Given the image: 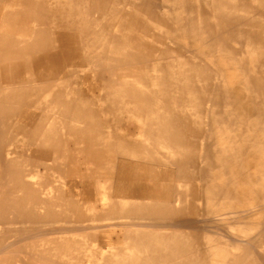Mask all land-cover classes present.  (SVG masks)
Returning <instances> with one entry per match:
<instances>
[{
    "label": "bare ground",
    "instance_id": "obj_1",
    "mask_svg": "<svg viewBox=\"0 0 264 264\" xmlns=\"http://www.w3.org/2000/svg\"><path fill=\"white\" fill-rule=\"evenodd\" d=\"M111 2L112 0H60L56 7L50 8L40 0H0V72L2 73L0 80L8 85L12 84L14 87L11 95L10 93L4 95V100L1 101L2 105L6 104L11 97L18 104H21L24 99V102H27L29 106L26 124L32 126L37 123L39 116L38 112L33 111V107L39 108L38 100L42 95H46L45 105L42 107L47 111V115L43 110L40 123L51 119V126L43 129V125L40 127L38 125V128L30 134V138L41 133L40 141L45 147L43 146L44 148L39 150L40 154L51 155L55 160H59L65 155L62 147L63 135H61L62 118L65 116L76 119L89 118L88 113H83L82 104L72 101L70 98L68 100L64 84L68 81L71 82L76 77L87 82L89 76L85 71L77 73L76 69L81 67L93 70L95 77L101 83L106 81V71L110 77L109 81L113 82L119 79V82L117 80L116 85H112L110 88L104 85V92L108 91L111 98L114 96L111 101L108 100L109 98L105 99V102L112 103V106L106 108L111 111V108L119 106L121 103L125 107H132L131 113L137 116L131 115V117L140 118L141 123L144 124L141 127L140 134L143 138L140 141L130 140V138H128L129 140L122 138L119 141L122 143L120 154L134 156L139 159L140 163L133 164L135 165L133 166L128 162L121 161L117 165L116 193L119 195L113 197L111 192L107 193L108 201L103 203L102 209L99 208L100 211L91 215L92 222L88 224L91 230L95 229V220L109 221L110 225L122 227L123 232L117 238L119 244L131 246L136 250L130 253L116 250L115 255L102 257L100 264H258L259 261H264V253L260 255L257 249L249 251L239 238L233 237V241L230 242L219 239L216 237L217 234L214 237L209 232L208 235L202 233L203 229L210 231L212 227H218L220 232L221 230L226 232L229 227H234V229H243L245 236L250 239L253 236L251 231L264 224V78H256L255 68L250 69L247 66L245 71L243 70L247 81L245 90L240 89V80L230 79V75L227 73L228 81H225L224 84L222 81L213 83L211 74L206 69L207 66L201 60L208 55L207 53L193 47L190 51L192 56L186 59L180 49L165 47L158 50L154 45H149L143 40L145 37H156V40H159L154 33L146 31L147 28L143 27L140 32L144 35L133 36L135 35L134 31H130L129 28L134 27H130L133 20L139 23V11L141 10L138 9L140 8L138 5L134 8L137 9L135 13L115 12L118 18L123 17V20L126 21L125 28L127 30L122 35L89 30L88 15L93 11H105L106 3ZM168 2L183 3L185 6L189 4L188 7L191 9V12H188L189 15L196 13L191 24L192 34L189 38L185 37L186 42L189 41L191 44V39L198 40L200 44L209 42L210 36H222L230 25L239 34L245 36V43L249 47L248 53L252 54L255 65L264 66V26L258 22L256 16H253L256 11L262 8L264 0H227L226 4L229 5L232 12L219 11L215 15H210L205 11L199 0H168ZM238 12H243V15ZM55 17L60 18V21L54 27L55 30L51 31L55 37L52 41L48 37V25ZM74 17L77 19H73ZM156 20L158 25H163L160 19ZM168 31L170 30L168 29ZM100 43H104L106 46L102 48L99 59L110 64L108 69L99 67L95 64L97 63L95 58L84 54L86 47L95 49V46ZM109 43L114 48L117 47L116 50H120V52L117 53L113 49L108 52L107 45ZM217 46L232 52L231 48L228 49L225 39L220 40ZM82 47H84L83 51ZM143 50H147L148 53ZM195 56L201 61L199 59L197 61ZM153 57L155 58L153 69L161 72V75L154 77L153 80L160 88L154 89L153 87L148 90L143 85L147 89L146 91L140 89L138 84L140 88L128 85L129 83L125 80L134 78V76H137L134 79L142 81V83L148 82L149 73L145 72L141 76L134 75L130 68L135 62L146 63L152 61ZM240 66L245 68V59L240 62ZM92 67L99 68V70ZM119 68H124L127 72L120 75L116 72ZM24 72L26 81L21 77ZM150 79L152 78L150 77ZM78 92L81 93L80 90ZM72 94L74 93L72 92ZM209 103L213 109L205 112ZM14 110H12V114ZM3 112L10 115L7 108H4ZM91 114L97 115L94 111ZM136 126L132 130L134 137V133L136 134L139 129ZM216 129L220 133L219 138L214 134ZM69 132L77 136L87 133L85 129L76 128H71ZM91 133L92 136L86 139L87 146L83 153H86L87 160L95 163L98 167L108 164V170L103 171L102 175L110 182V185L105 188L112 190V180L115 176L113 171L117 157L108 159L104 152L105 150L111 152L118 148L114 145L102 144L100 138L94 136L92 131ZM214 142L222 144L218 145ZM21 144L23 145V143ZM70 155L72 153H69ZM14 163L13 167L10 166L13 170L16 169ZM18 175L19 172L16 170L14 177L21 190H26L27 195L18 196L12 189V195L4 194L2 191L0 197V264L8 262L10 259L15 262L14 258L18 250H14L13 247L19 243L16 234L24 228L17 230L19 228L17 225L20 223L15 221L16 214H26V220L37 223L33 214L28 211L29 207L24 205L25 202H28V197L32 200L30 194L32 186L24 183L20 178L18 179ZM169 182L172 185H169ZM81 186L90 189L94 183L89 181L87 185L84 182V184L81 183ZM96 186L98 187V185ZM178 186L182 187V190L178 189ZM56 191L59 190L56 189ZM56 195L54 200H41L44 204H48V211L38 222L50 225L52 233L65 229L64 225H62L63 228H59L58 224L69 221V219H65L66 215L61 212L62 208L60 213L56 211L55 208L59 207ZM33 198L36 199L35 196ZM111 198L134 201L124 204L125 202L114 201ZM96 201H98L97 197ZM86 202L88 201L85 200ZM80 207L82 208L81 204ZM80 207L74 206L76 221L72 223L73 226L78 225L80 229H84L85 226L82 225L86 222L81 221H85V212ZM8 211H12V219L8 217ZM198 217H202L204 220L210 218L209 224L207 225L206 221V226H204L192 221V218ZM113 221L115 222L113 223ZM27 224L31 226V223ZM43 228L45 229L44 226ZM71 230L75 231L76 228H71ZM51 235L54 237L53 234ZM221 236L230 239L229 235ZM237 237H241L239 233ZM11 239L13 257L9 258L6 253L11 248ZM43 240L45 239L43 238ZM43 244L45 245V243ZM37 245L40 246V244ZM69 246L71 245L69 244ZM46 248L48 249V247ZM262 248L264 249V246ZM60 249V245L56 246L50 255L59 257L62 253ZM28 250L30 247L26 249V251ZM37 250L41 251L42 249ZM43 254L38 255L43 256L41 261L33 260V263H28L62 264L58 261L54 262V259L49 260L50 255L48 256L47 253L43 252Z\"/></svg>",
    "mask_w": 264,
    "mask_h": 264
},
{
    "label": "rangeland",
    "instance_id": "obj_2",
    "mask_svg": "<svg viewBox=\"0 0 264 264\" xmlns=\"http://www.w3.org/2000/svg\"><path fill=\"white\" fill-rule=\"evenodd\" d=\"M40 1H42L46 5V7L48 6L51 8V7H56V4H58V2L60 0H40ZM88 1H91V0H88ZM199 1H200V5L204 8L205 11L210 13V15H215L216 13H219V11L223 12V13L232 12V9L229 7V5L226 4L227 0H220L221 2L219 0H216V1L213 0L214 3L211 2L212 0H199ZM217 3L218 4L220 3L219 6ZM4 4H6V3H4ZM137 5L140 7L138 9L141 10V11H139V16H140L139 23H136L134 20L131 22L132 25L129 23V25H131L130 27L134 26L133 27L134 29L129 28V29H131L130 31H132V30L134 31L133 34H135V35H133V36H136V35L141 36L140 34L144 35L143 33L140 32L142 30L141 27H143V28H147L146 31H151V33H154L158 37V39H159L158 41L156 40V37H145L143 39L144 41L147 42V44L154 45V47H156L158 50H162L165 47H168L171 49H180L182 51V55L186 59H188L189 56H192L190 51L192 50L193 47L203 51V53H207L208 55L203 57V59H201V60H203L202 62L204 63V65L207 66L206 69L211 74V81L213 83L222 81V83L224 84L225 81H228L227 76H226V73H227L230 75L229 76L230 79L236 78L237 80H240V82H239L240 87H241L240 89L243 91L246 89V82L247 81H246V78L244 77V71H245L247 66L250 69L255 68L254 73L257 75L256 78H264V66L263 65L257 66L253 62L252 54L248 53L249 47H247V45L245 43V36L243 34H239L230 25L228 26L229 29H227L222 36H217V35L210 36L209 42L200 44L198 42V40H196V39H191L190 40L191 44L189 41L186 42L185 37L189 38L190 35L192 34L191 33V31L193 30L192 25H191L192 19H195V17H196L195 12L192 15L190 14L191 16L189 15V13L191 12L190 7H188L189 4L186 6L183 3H181V4H175L174 3L173 4V3L168 2V0H140V1H138V0H112L111 3H106L107 9L105 11H102V12L93 11L88 15V23H90V26H89L90 29L89 30L97 31L99 33H104V34L122 35L124 33V31L127 30V28H125V22L126 21L123 20L124 19L123 17L122 18L119 17L120 18L119 19L115 15V12L119 11L120 13H126V14L135 13L137 11V9H134V8L137 7ZM223 5L226 7H224ZM263 12H264V4H263L262 8H260L258 11H256L255 15H253V16L254 17L256 16V18L258 19V22L264 26V14H263ZM238 14L243 15V12H241V13L238 12ZM157 18L163 22V25H161V24L158 25V22L156 20ZM73 19H77V18L74 17ZM67 20H70V19H67ZM59 21H60V18L55 17V18L51 19V23L48 25L49 26L48 37L52 41H54L55 37L51 34V31L55 30L54 27H56L58 25ZM42 26L44 27V25H42ZM51 27H52V29H51ZM167 28L170 31H168ZM136 29H137V31H136ZM214 33H216V32H214ZM224 35H226V37H224ZM235 35H236V37H235ZM223 39H225L228 49L229 48L232 49V52L230 50L227 51V50H224L225 48L222 49L220 46H217V45H219V41L223 40ZM103 44L104 43H100V44L96 45L95 49L94 48L88 49L86 47L84 54L86 56H90L92 58H95L97 60V63H95V64L98 65L99 67H104V68L108 69L110 64L105 60L101 61L99 59V56L101 55L102 48L106 46V44H104V45ZM172 44H174V45H172ZM112 49L114 51L118 48L117 47L114 48L112 46V44L109 43V45H107V51L109 52V50H112ZM83 50H84V47H82V51ZM116 51H117V53L120 52V50H116ZM94 52H95V54H94ZM143 52L148 53L147 50L146 51L143 50ZM115 56H117V55H115ZM195 58L198 61L199 58L196 56H195ZM243 59L246 60L245 68H242L240 66V62ZM153 64H155V58L154 57L152 58V61H148L146 63H142L140 61L135 62L134 64H132V68H130L132 74H134V75H140L141 76L145 72L149 73L147 76L148 82L142 83V81H138V80L134 79L137 76H134V78L126 79L125 82L129 83L128 85L134 86L135 88H138L140 86L141 87V88L139 87L140 89L146 90V91H147V89L149 90V89H152L153 87H154V89H159L160 87L155 84L153 78L156 76H160L161 72L160 71L158 72L155 69H153V66H152ZM92 68H96V67H92ZM96 69L99 70V68H96ZM146 69H147V71H146ZM76 70H77V73H80V72L82 73L85 71V73L88 74L89 79L87 80V82H85V81H81L80 78L76 77L75 79L71 80V82L68 81L67 83L64 84V91H65L66 95H68V100L71 99L72 101H77L78 103L83 105V111H84L83 113L84 114L88 113L89 118L88 119H80V118L76 119V118H71V117H67V116L62 118V126L63 127L61 128V135H63V146L62 147L64 148L65 155H64V157H61L59 160H55L53 157H51V155L49 156V155L40 154L39 150L45 147L44 145L41 144V141H40L41 133H38L35 135V137L32 136L30 138V134L38 128V125H39V127L41 125H43V129L50 128V126H51V121H52L51 119L45 120L43 123H40L41 122L40 116L43 114V110H44L45 114L47 115V111L43 108L45 105V99L44 98L46 97V95H42L40 97V99L38 100V105H40L39 108L33 107V111H35L36 113L38 112L37 114H39V116H38L37 121H36L37 123H35L32 126H29L26 124V115H28L29 106L27 105V102H24V99H23V102L21 104H18L11 97V99L6 104L2 105L1 101L4 100V95H8V93H10V95H11L14 87L12 86V84L8 85L6 83H3L0 80V160H1V162H0V197L2 195V191L4 194L10 193L12 195V189H13L14 193L18 196H26L27 195L26 194L27 192H25L26 190H21V188L19 187L18 181L14 177V173L16 172V170H18V172H19L18 179L20 178L21 181H23L24 183L30 184L32 186L31 193H30L32 200H30L28 197V202H25L24 205L27 206V208L29 207L28 211H30V213L33 214V216L35 217V221H37V223H33L29 220H26V218H25L26 214H16V217H15L16 220L15 221L20 223V225L19 224L17 225V226H19V228H17V230L24 227L20 230V232L18 234H16V236H18V237H16V239H18L17 241L19 242L18 244H20V245L17 244L15 247H13L14 250H18L16 252L17 260L15 257L14 258L15 262H12L13 260L11 261V259H10V260H8V262L6 261L4 264H7L9 262L11 264L12 263L13 264L14 263L15 264H24V263L29 264V263H33L34 261L39 262L43 259V256H38V255H44L43 252H45L49 256L50 253H52L53 249L56 246L59 247V245L61 247L60 250L62 253L60 254L59 257H52L50 255L49 260L54 259L53 260L54 262L58 261V262H61L62 264H100L102 262V259H101L102 257L115 255L114 252L116 250H123L126 253L135 252V250H136L131 246L119 244L120 242L117 240V238H119L123 232L122 227H116L115 225H110L108 223L109 221H107V222L101 221L100 222L98 220H95L96 221V222H94L95 229L91 230V229H89L88 223L92 222L91 215H94L95 213L100 211V209H102L101 206L103 205V203L108 201L107 197H106L107 193L111 192V195L113 197H115V195H119L116 193V186H117V181H118V178H117L118 167H117V165L120 164L121 161L128 162L131 165H133V164L136 165V164L140 163L139 159L135 158L134 156H124V155L120 154L119 150H120V147L122 146L121 145L122 143L119 141H121L122 138H126V139L130 138V140H134V141H136V139H137L138 141H140L143 138V137L141 138L142 135L140 133L142 132L141 127H143L144 124L141 123L140 118L131 117V115L137 116L136 114L131 113V111H133L132 107H130V108L125 107L121 103V104H119V106L111 108V111L109 108H106V107H109L110 105L112 106V103L105 102V99L109 98L108 100L111 101V99L112 100L114 99V96H113V98H111V95L110 94L108 95V91H107V93L104 92V87L109 86V88H110L112 85H116V82H117V80L119 82V79L114 80L113 82L109 81L108 79L110 77L106 71V74H105V80L106 81H103V83H101V81L95 77L93 70H91V69L89 70L88 68H84V67L78 68ZM116 72L118 74L122 75V74L126 73L127 71L124 68H119L116 70ZM224 73H225V76H224ZM1 74L2 73L0 72V75ZM215 75H218V76H215ZM21 77L23 80L26 81L25 72L22 74ZM150 77L152 79H150ZM241 77H242V79H241ZM120 80H122V79H120ZM214 80H216V81H214ZM136 81H137V83H136ZM96 83H97V85H96ZM143 85L147 89L144 88ZM75 89H77V90H75ZM78 90H80L81 93H79ZM72 92L74 94H72ZM103 104L104 105L106 104V105L104 106ZM209 104L210 105H208L205 108V112L213 109L211 107V103H209ZM4 108H7L9 110L10 115H7L5 112H3ZM230 109H231V107H230ZM12 110H14L13 114H12ZM49 111H48V114H49ZM93 111L97 115L94 116L93 114H91ZM136 124L139 127V129L136 126ZM135 126L138 129V131L136 134L134 133V135H135V137H134L132 134V130ZM71 128H76V129H81V130L85 129V131H87V133L85 132V134L83 136L82 135L77 136L76 134H72L69 132V130ZM118 129H120V130H118ZM91 131L94 133V136L100 138L102 144L112 145V146L114 145L116 148H118V149H115L111 152H109V150H105V152H104L106 157H108V159H114L115 157H117V159H116L117 161L115 163V167H114V171H113V174L115 176H114V179L112 180V185H113L112 190L105 188V187H108L110 185V182L107 180L106 177H104L102 175L103 171L106 172L108 170V168H109V166H107L108 164L104 165L103 167H101V166L98 167L95 163H92L89 160H87L86 159V153H83L86 146H87L86 145V141H87L86 139H88L90 136H92ZM214 134L217 138H219L220 133L218 132L217 129L214 131ZM109 135H110V137H108ZM81 137H84V138H81ZM14 140H16V141H14ZM23 140H25V141L23 142ZM21 143H23V145ZM27 143H28V145H27ZM214 143L218 144V145L222 144V143H216V142H214ZM34 145H36L37 147ZM24 146H26V147L24 148ZM10 150H11V152H10ZM29 153H30V155H29ZM69 153H72V155L69 156ZM26 154H28V155L26 156ZM10 157H12V158H10ZM6 159H7V162H6ZM51 161H52V163H51ZM12 162L13 163L15 162L14 164H15L16 169H14V170L12 168H10V166L13 167ZM19 163L21 165H18ZM81 165H82V167H81ZM135 165H133V166H135ZM112 166H113V164H112ZM38 169H40V170H38ZM170 169H172V168H170ZM10 173H12V175H10ZM32 173L33 174L35 173V174L33 175ZM88 178H89V181L91 183H94V186L90 189H85V187L81 186V183L84 184V182H85L88 185L89 184ZM28 179H30V180H28ZM45 179H46V181H45ZM77 179H78V182H77ZM74 180L76 181V183ZM62 183H64V184H62ZM96 185H98V187ZM169 185H172V183L169 182ZM199 185H202V184L199 183ZM42 187H43V189H42ZM52 187H53V189H52ZM61 187H63V188H61ZM95 187L97 188V190ZM177 188L182 190V187H180V186H178ZM56 189H58L59 191H56ZM174 189H175V185H174ZM102 190H103V192H102ZM95 191H97V192H95ZM40 192H42V194H40ZM57 192H58V194L56 195ZM30 194H29V196H30ZM55 195L57 196V202L59 201L58 202L59 207L57 206L55 208L56 211H58V213H60V209L62 208L61 212H63L67 217L65 219H69V221H71V222L63 221L64 224H63V222L59 223L58 224L59 228L62 227V225H64L65 226L64 228L66 230L60 229V230H58V232H56L58 234H56L55 232L52 233L53 230H52L50 225L47 226V224L44 225V224L38 223L40 221L41 217L45 216L47 214L46 211H48V204H44L41 200H43V199L44 200L48 199V201L54 200ZM33 196H35L36 199H34ZM96 197H97L98 201H96ZM99 198H101V199H99ZM85 200H87L88 202L85 203ZM112 200L123 202V203L125 202L124 204H127L131 201L132 202L134 201V200H130V199H120V200L112 199ZM63 201H64V203H62ZM41 203L43 206L41 205ZM80 204L82 205V208L80 207ZM39 205H40V207H39ZM62 206H64V207H62ZM74 206L80 207V209L83 212H85L84 213L85 221H81V222H86L85 224L82 225V226H85L84 229H80L78 225H74L76 227L73 226L72 222L76 221V212H75ZM88 206H90L89 207L90 209L88 208ZM63 209H66V210H63ZM87 212H88V214H87ZM7 215L9 218L12 219V211H10V212L8 211ZM198 218H196V219L192 218V221L196 222L197 224L204 225V226H206V223L208 225L210 222V218L208 220H204L202 217H198ZM114 222L115 221H113V223ZM27 223H31V226H30V224H27ZM67 223H69V225H67ZM107 225H109V226H107ZM43 226L48 231L45 230L43 228ZM30 227H31V230H30ZM70 227L72 229L76 228V230L70 231V229H71ZM33 229H35L37 231V233ZM27 230L30 232H28ZM44 230H45V232H43ZM227 230H226V232H223V230H221V232H222L221 233L218 227H212L210 229V231L209 230L205 231L203 229L202 233L208 235V232H209V234L211 233L212 236L217 234L218 236H216V237H218L219 239H223V240L225 239L224 241H230V242L233 241V237H236V238H239V240L241 239L240 240L241 243L244 244L245 248H248L249 251L250 250L253 251V250L257 249V252L260 255H262L264 253V251H263L264 249L262 248V246H264V224L259 225L258 229L255 228L251 231V235H253V236L250 239H248L245 236V233H243V229L239 230L236 228L234 229V227H229ZM259 232H261L262 234ZM238 233L241 237H237ZM51 234H53L54 237H52ZM221 235H229L230 239H227ZM23 236H24V238H23ZM42 237L46 240V242H44L45 240H43ZM45 237L48 239H46ZM55 239H57V240H55ZM69 239H70V241L68 242ZM61 240L65 243H63ZM260 240H261V242H260ZM76 241H78V242H76ZM38 242H40V243H38ZM59 242H60V244H59ZM22 243H24V244H22ZM34 243H36V244H34ZM43 243H45V245ZM66 243H68V244H66ZM10 244H11V248L8 249V251H7L8 253H6V256L9 258L10 257L12 258L13 257L12 256V250H11L12 249V239L10 240ZM37 244H40L41 248ZM69 244L71 246H69ZM29 245H32V246H29ZM35 245H36V247H35ZM72 245H73V247H72ZM29 247H30V250L26 251V249H28ZM46 247H48V249ZM49 248H52V249L49 250ZM37 249H42L43 251L42 250L40 251ZM45 249H47V250H45ZM30 255H32V256H30ZM18 256H19V258H18ZM24 256H26V257L24 258ZM20 258H22V259H20ZM30 258H31V260H29ZM258 264H264V261H259Z\"/></svg>",
    "mask_w": 264,
    "mask_h": 264
}]
</instances>
